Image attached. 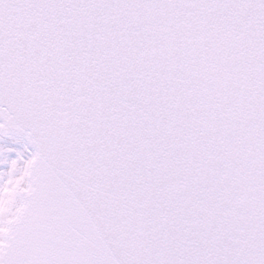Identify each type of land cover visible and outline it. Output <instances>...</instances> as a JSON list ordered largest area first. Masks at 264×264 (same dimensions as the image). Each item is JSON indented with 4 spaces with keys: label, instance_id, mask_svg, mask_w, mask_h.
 <instances>
[{
    "label": "snow or ice",
    "instance_id": "obj_1",
    "mask_svg": "<svg viewBox=\"0 0 264 264\" xmlns=\"http://www.w3.org/2000/svg\"><path fill=\"white\" fill-rule=\"evenodd\" d=\"M0 264H264V0H0Z\"/></svg>",
    "mask_w": 264,
    "mask_h": 264
}]
</instances>
